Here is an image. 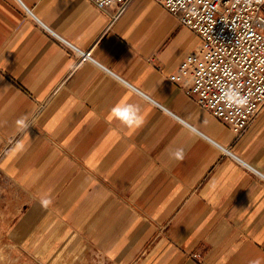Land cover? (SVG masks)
Here are the masks:
<instances>
[{
	"label": "crops",
	"instance_id": "obj_1",
	"mask_svg": "<svg viewBox=\"0 0 264 264\" xmlns=\"http://www.w3.org/2000/svg\"><path fill=\"white\" fill-rule=\"evenodd\" d=\"M40 22L91 48L122 80L77 65ZM198 44L153 0H131L119 12L88 0H0L5 242L32 244L37 259L264 264V179L244 164L264 175V107L235 134L173 82ZM125 98L144 117L134 131L110 117ZM22 118L28 128L18 126ZM180 147L185 156L176 160L170 152Z\"/></svg>",
	"mask_w": 264,
	"mask_h": 264
},
{
	"label": "built area",
	"instance_id": "obj_2",
	"mask_svg": "<svg viewBox=\"0 0 264 264\" xmlns=\"http://www.w3.org/2000/svg\"><path fill=\"white\" fill-rule=\"evenodd\" d=\"M88 1L98 9L114 8L115 12H119L131 0H113L112 4L105 0ZM153 1L187 27L199 41L198 46L170 74V79L235 134L243 132L264 107V0ZM193 6L198 11L195 17L186 12V9ZM28 12L31 13L29 10ZM42 25L73 50L77 65L89 62L122 80L93 57L91 48H78ZM123 82L128 84L124 80ZM228 88H234L246 96L247 106L239 110L226 106L222 92ZM136 90L174 115L147 94ZM214 145L221 154L237 158L228 148H222L217 143ZM244 164L260 179H264L262 173L249 164ZM190 255L201 261L198 253Z\"/></svg>",
	"mask_w": 264,
	"mask_h": 264
},
{
	"label": "clouds",
	"instance_id": "obj_3",
	"mask_svg": "<svg viewBox=\"0 0 264 264\" xmlns=\"http://www.w3.org/2000/svg\"><path fill=\"white\" fill-rule=\"evenodd\" d=\"M105 2L112 4L113 0H105ZM186 12L188 15L193 17L198 15V11L194 6L186 9ZM222 99L226 106L236 110L244 108L248 104V98L241 95V93L234 88H228L224 90L222 92ZM110 117L112 119L119 120L131 131L139 128L144 122V117L141 114L140 106L138 104L129 103L127 98L122 99L112 107ZM180 123H183V121L181 120ZM17 124L21 129L28 128L29 126L25 123L23 118L18 120ZM170 156L176 160H183L185 156V150L183 147L176 148L170 152ZM41 203L44 207H48L52 201L51 199L44 198L41 200ZM252 264H259V261H253Z\"/></svg>",
	"mask_w": 264,
	"mask_h": 264
},
{
	"label": "rangeland",
	"instance_id": "obj_4",
	"mask_svg": "<svg viewBox=\"0 0 264 264\" xmlns=\"http://www.w3.org/2000/svg\"><path fill=\"white\" fill-rule=\"evenodd\" d=\"M2 191L0 187V195ZM1 233L2 230L0 229V264H100L95 257L90 256L80 261L76 258H63L61 253H56L53 258L39 257L37 259L34 255L32 256V244L30 248H19L16 244L5 242V237Z\"/></svg>",
	"mask_w": 264,
	"mask_h": 264
}]
</instances>
